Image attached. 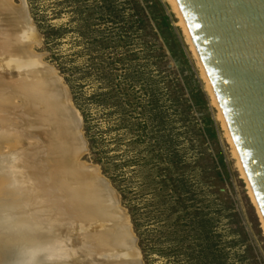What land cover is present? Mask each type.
I'll return each instance as SVG.
<instances>
[{
    "label": "rangeland",
    "instance_id": "obj_1",
    "mask_svg": "<svg viewBox=\"0 0 264 264\" xmlns=\"http://www.w3.org/2000/svg\"><path fill=\"white\" fill-rule=\"evenodd\" d=\"M26 2L144 264H264L261 216L170 1Z\"/></svg>",
    "mask_w": 264,
    "mask_h": 264
},
{
    "label": "water",
    "instance_id": "obj_2",
    "mask_svg": "<svg viewBox=\"0 0 264 264\" xmlns=\"http://www.w3.org/2000/svg\"><path fill=\"white\" fill-rule=\"evenodd\" d=\"M15 1L0 0V29L15 31L13 42L0 48V64L13 84L29 89L20 99L23 108L34 104L26 117L32 124L35 185L46 202H56L69 215L71 234L105 238L91 255L92 264H144L118 192L99 167L84 161L88 142L68 87L34 50L41 36L28 4ZM177 2L264 220V0ZM34 91L45 98L37 99ZM123 227L128 242L122 243Z\"/></svg>",
    "mask_w": 264,
    "mask_h": 264
},
{
    "label": "bare ground",
    "instance_id": "obj_3",
    "mask_svg": "<svg viewBox=\"0 0 264 264\" xmlns=\"http://www.w3.org/2000/svg\"><path fill=\"white\" fill-rule=\"evenodd\" d=\"M169 1L179 18L178 24L199 61L207 91L217 108V119L232 148L238 170L248 184L251 198L258 207L239 152L182 11L177 0ZM14 33L12 27L0 29V48L13 42ZM4 66L0 64V264H92L91 255L106 243L105 238L100 235L81 238L80 234H71L70 227H73V223L69 215L57 207L56 202H46L47 199L41 196L32 175L34 160L31 159V154L34 143L31 142L32 124L26 117L31 114L34 104H27V111L24 109L20 99L29 89L13 84L6 76ZM34 94L37 99L45 98L41 92L34 91ZM4 146L10 152L3 157L1 150H4ZM259 215L261 216L260 212ZM261 220L264 226L262 216ZM118 239L122 243L128 242L124 227L119 231Z\"/></svg>",
    "mask_w": 264,
    "mask_h": 264
},
{
    "label": "trees",
    "instance_id": "obj_4",
    "mask_svg": "<svg viewBox=\"0 0 264 264\" xmlns=\"http://www.w3.org/2000/svg\"><path fill=\"white\" fill-rule=\"evenodd\" d=\"M163 24L167 25L171 29V26H170V24L168 22V17H163ZM205 133H206V135H209L211 138H215L216 137L215 130L213 128H209L208 125H207V128L205 129Z\"/></svg>",
    "mask_w": 264,
    "mask_h": 264
}]
</instances>
